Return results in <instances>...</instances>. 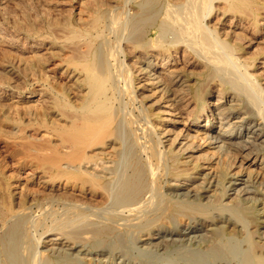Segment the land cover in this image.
<instances>
[{"label":"bare ground","instance_id":"bare-ground-1","mask_svg":"<svg viewBox=\"0 0 264 264\" xmlns=\"http://www.w3.org/2000/svg\"><path fill=\"white\" fill-rule=\"evenodd\" d=\"M1 54L10 95L25 56L68 86L2 146L35 187L0 160V264H264V0H0Z\"/></svg>","mask_w":264,"mask_h":264},{"label":"rangeland","instance_id":"rangeland-1","mask_svg":"<svg viewBox=\"0 0 264 264\" xmlns=\"http://www.w3.org/2000/svg\"><path fill=\"white\" fill-rule=\"evenodd\" d=\"M13 6L14 5H11L10 4V6H8V7L11 8ZM8 7H7V9H9ZM17 8H16L17 9L16 11L13 10V8L10 9L11 11L6 10V12L7 11L9 12V13L7 12V14L11 17V18L8 17V22L10 23L9 26L13 30H14V27H13L14 25L12 23L13 22V17L16 18V20L14 19L16 22H18L22 18H24L25 19V22H27L26 24H28L29 26L34 25V23H36L35 21H40L41 20V19H39L36 16V14H37L36 11H33V13L32 12L31 13H27L26 11H24L23 7H19V5H18ZM63 8H65V7L63 6L62 8H60L61 10H60L59 14L56 13V15H57L56 17H62V16L65 17V15H66L65 18H69V17H67V15H70L75 10V9H73L74 7L71 4L66 5V9H63ZM67 8H71L70 11L71 10L72 11L69 12V9H67ZM66 10H68L69 13ZM18 12H20V13L18 14ZM13 14H14V16H13ZM19 15L22 18H20ZM20 23H22V22H20ZM17 34L21 36V33L20 32H17ZM25 57L27 58V60H29V61H27V64H25V65L20 64V66H18V67L20 69L21 66H22V68L25 70V72H24V71H22L23 69L21 68L22 70L19 71V75H20V78L21 77H24V78H26V80L24 81V84L21 83V82L18 83V84L16 83L17 85L16 84L15 85L17 86V89L15 88L12 91L13 93H11V95H10V94H8V92H5L6 88L3 85L5 83L4 80H6L5 74L4 75L2 74L3 73V66L6 65V63H8V62H14L12 59H14V60L16 59L17 60V56H15V55L14 56L13 55H7V54H1L0 55V59H1L0 60V69H2V70H0L2 72V73H0V78H1L0 79V106H1L0 107V143L2 144V145H0V160L3 163L2 166H1V168L11 178L12 184L14 183L12 185V190H13V188L18 187V185L20 186V185H24V184H29L30 186L33 184L32 187H35V182L33 183V181L30 179L31 178V172H30L31 170H30V168H31L32 164L29 165V163H31L30 160H28L27 158L24 160L23 159L24 156H17L19 158H17V157L16 158H12V156H13L12 153L10 154L9 152H7L8 149H4V148H2V146L4 144H10V145L11 144H15V146H16V145H18L20 143H28V142L35 143V144H42V143H45L48 140H50V141L53 140V136L50 135L49 133L45 132L46 131L45 125L48 123L49 119L52 120L53 117L51 116V114H49V115H47V116H49L47 118V116L44 115L43 110L38 105L40 104V100L42 99V94H43L44 91L50 93V92H52L51 91V88L52 87H57V88H59V90H62V89H66L67 86H68V82H67L68 80L65 79V78H63V77H60L59 76L60 71L59 72L57 71V64L59 62H52L51 63V61H50L48 63V65L41 64V63H38V62H37L38 63L37 64L36 61H34V59H32L31 57H28V56H25ZM16 60H15L14 64L15 63H18V60L17 61ZM1 61H2V63H1ZM30 61H31V63L29 64ZM3 62H5V63H3ZM35 63L37 64V66H36ZM38 66H39V68H38ZM36 67H37V69H36ZM26 68L27 69L30 68L29 71ZM32 69H33L34 75H33V73H32V75L30 74L31 71H32ZM43 69H44V72H46V73H43ZM27 71L30 72V73H28ZM35 71H36V73H35ZM38 72L40 73V76H39V73ZM1 74H2V77H1ZM44 74H48V75H45L44 76ZM28 76H31V78H33V81H31L32 79L28 78ZM35 76H36V78H35ZM51 77H52V79H51ZM8 78H7V80L11 79V78H9V79ZM53 78H54V80H53ZM55 78H57V79H55ZM61 80L64 83H62ZM65 81H66V84H65ZM19 84H20V86H19ZM21 85H23L24 88H21L22 87ZM1 90L3 91L4 94H2V91ZM22 92L23 93H31L34 96V98L29 101V103H31L29 105L31 107L29 109H31V110L28 109L30 112H28V110H27V108L29 107L27 105L28 102L27 101H24L22 99H19L18 100V97L19 96H22V95H20V94H22ZM39 97H40V99H39ZM71 97H72L71 95H66L65 101L66 102L72 101ZM8 98H10L12 101L10 99H8ZM14 100H16V101L14 102ZM2 101L4 103H6L7 105L6 104L5 105L4 104H1V103H3ZM36 102L37 103L39 102L38 105L36 104ZM22 103H23V105H22ZM24 105H26L28 107H26ZM31 105H33L34 108ZM2 106H6V107L3 108ZM135 106H136L135 108H140L139 107L140 106L139 104L138 105L135 104ZM133 108H134L133 105H130L129 106V109L130 110H133ZM24 110H26V111L24 112ZM138 110H141V109H136L137 112H138ZM31 111H32V113H31ZM31 116H33V118ZM4 155H5V157H4ZM9 156H11V157H9ZM12 160H15V161H12ZM22 160L27 164L26 166L19 165V163H18L19 161L22 162V163H24ZM41 167H42V169L47 170L46 169L47 167L45 165L44 166L42 165ZM50 175L51 174L48 171L47 172V176H50ZM32 212L35 214V216H38V217L45 216L46 217L45 218L46 224H48V225L52 224L51 220H53L54 219L53 217H55V215H52V214L48 215V213H47L48 211H47L46 208H43V211H42V209H36L35 208L34 211H32Z\"/></svg>","mask_w":264,"mask_h":264}]
</instances>
